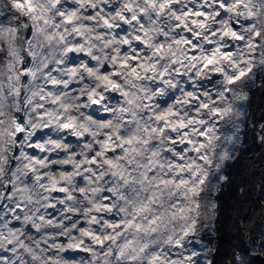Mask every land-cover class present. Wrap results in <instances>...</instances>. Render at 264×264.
<instances>
[{
	"label": "snow or ice",
	"instance_id": "snow-or-ice-1",
	"mask_svg": "<svg viewBox=\"0 0 264 264\" xmlns=\"http://www.w3.org/2000/svg\"><path fill=\"white\" fill-rule=\"evenodd\" d=\"M257 81L264 0H0V264H213Z\"/></svg>",
	"mask_w": 264,
	"mask_h": 264
},
{
	"label": "trees",
	"instance_id": "trees-1",
	"mask_svg": "<svg viewBox=\"0 0 264 264\" xmlns=\"http://www.w3.org/2000/svg\"><path fill=\"white\" fill-rule=\"evenodd\" d=\"M247 119L264 122V85L256 82L246 105ZM234 160L225 170L228 181L215 195L213 232L207 234L208 257L213 264H264V143L249 124L241 132ZM243 189V191H241ZM240 229L241 232H235Z\"/></svg>",
	"mask_w": 264,
	"mask_h": 264
},
{
	"label": "rangeland",
	"instance_id": "rangeland-1",
	"mask_svg": "<svg viewBox=\"0 0 264 264\" xmlns=\"http://www.w3.org/2000/svg\"><path fill=\"white\" fill-rule=\"evenodd\" d=\"M240 140H241V135H240ZM240 140H239V142H238V144H237V146H239V144H240ZM236 146V147H237ZM214 225H215V223H214ZM214 225L213 226H211L209 229H207V231L203 234V241L205 242V244L206 245H204L203 247H202V252H205L207 255H208V243L206 242V239H207V234H211L212 232H213V227H214Z\"/></svg>",
	"mask_w": 264,
	"mask_h": 264
},
{
	"label": "bare ground",
	"instance_id": "bare-ground-1",
	"mask_svg": "<svg viewBox=\"0 0 264 264\" xmlns=\"http://www.w3.org/2000/svg\"><path fill=\"white\" fill-rule=\"evenodd\" d=\"M211 226H212V225H211ZM206 231H207V230H206ZM206 231H205V232H206ZM205 232H204V233H205ZM204 233H203V234H204ZM203 245H204V241H203V244H202V245H197L198 249L202 251V247H203ZM205 245H206V244H205ZM204 253H205V252H204ZM202 258H204V257H202Z\"/></svg>",
	"mask_w": 264,
	"mask_h": 264
},
{
	"label": "water",
	"instance_id": "water-1",
	"mask_svg": "<svg viewBox=\"0 0 264 264\" xmlns=\"http://www.w3.org/2000/svg\"><path fill=\"white\" fill-rule=\"evenodd\" d=\"M214 222H215V220L212 221V226L214 225ZM235 231H240V230H235ZM204 245H205V242H204ZM206 258L208 259V257H206Z\"/></svg>",
	"mask_w": 264,
	"mask_h": 264
}]
</instances>
